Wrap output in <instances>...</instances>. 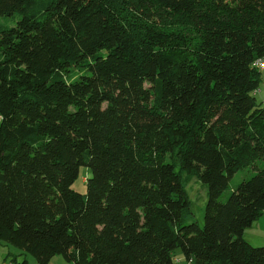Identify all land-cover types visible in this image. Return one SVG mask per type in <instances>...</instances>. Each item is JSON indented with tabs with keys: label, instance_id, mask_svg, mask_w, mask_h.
<instances>
[{
	"label": "trees",
	"instance_id": "trees-1",
	"mask_svg": "<svg viewBox=\"0 0 264 264\" xmlns=\"http://www.w3.org/2000/svg\"><path fill=\"white\" fill-rule=\"evenodd\" d=\"M262 58L264 0H0L1 245L35 264H264L244 236L264 215Z\"/></svg>",
	"mask_w": 264,
	"mask_h": 264
},
{
	"label": "rangeland",
	"instance_id": "rangeland-1",
	"mask_svg": "<svg viewBox=\"0 0 264 264\" xmlns=\"http://www.w3.org/2000/svg\"><path fill=\"white\" fill-rule=\"evenodd\" d=\"M259 88L261 89L263 96H264V88H263L262 83ZM258 101L261 102L262 97H258ZM260 166H264V164L261 162ZM177 171H179V169H177ZM256 173H257V170L253 168L238 172L230 180V188L223 194L221 201L225 202L229 198L232 190H234V188L238 184L242 183L245 180L250 179ZM90 176H91L90 169L82 167L80 169L78 179L72 186L73 190H75L76 192L80 194H84V195L87 194V179ZM185 190L187 192V195L190 201L191 216H190L188 223L196 221L201 227H203L205 224V208L208 202V187L198 177L194 176L187 183H185ZM259 220H258L259 222L256 221L253 224L255 225L254 228L247 229L245 233L248 236L247 239L250 242L254 240L253 242L255 244H259V245H252V246L263 247L264 246V215ZM255 233L258 236H255ZM251 238H253V240ZM8 248L13 249V252L11 251L12 254L10 256L8 255L6 251ZM14 255L17 256V261L19 264H22L25 261V257H28L31 264L35 262L32 256L21 253L20 250H18L15 247H12V246L6 247V246L1 245L0 243V261L6 260L8 264H15L13 263V260H12V256ZM59 258L64 260L62 256H59ZM174 264H189V261L187 260L185 255L180 250H177L174 254Z\"/></svg>",
	"mask_w": 264,
	"mask_h": 264
},
{
	"label": "crops",
	"instance_id": "crops-1",
	"mask_svg": "<svg viewBox=\"0 0 264 264\" xmlns=\"http://www.w3.org/2000/svg\"><path fill=\"white\" fill-rule=\"evenodd\" d=\"M259 221H260V220H259ZM259 221H258V222H259ZM254 226H255V225H253L252 228H254ZM252 230H253V229H252ZM244 236H245L246 240L249 241V240L247 239L248 236L246 235V233H245ZM255 236H258V235L255 233ZM251 239L253 240V238H251ZM253 241H254V240H253ZM253 241H252V242L249 241V242H250L251 244H253V245H259V244H255ZM6 251H7L8 255H10V253L13 252V249H9V248H8ZM11 251H12V252H11ZM27 259H28V258H27ZM28 260H29V259H28ZM64 260H65V259H64ZM64 260H63V259H60L59 256H58V257H55V258L52 260L51 264H73V263H69L68 261H66V260L64 261ZM29 261H30V260H29ZM4 262L7 263L6 260H4V261H0V263H4ZM30 263H31V262H30ZM33 264H35V262H34Z\"/></svg>",
	"mask_w": 264,
	"mask_h": 264
},
{
	"label": "built area",
	"instance_id": "built-area-1",
	"mask_svg": "<svg viewBox=\"0 0 264 264\" xmlns=\"http://www.w3.org/2000/svg\"><path fill=\"white\" fill-rule=\"evenodd\" d=\"M254 67H256L260 72H262L264 74V58L256 61L254 63ZM262 84H263V88H264V81H263ZM261 93H262V91H261L260 88L255 91V95H257V96H260ZM262 103H263V106H264V98H263ZM0 264H8V263L4 262V263H0Z\"/></svg>",
	"mask_w": 264,
	"mask_h": 264
}]
</instances>
